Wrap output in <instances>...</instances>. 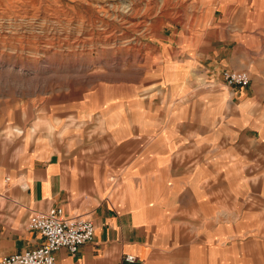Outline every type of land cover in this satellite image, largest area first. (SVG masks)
I'll return each instance as SVG.
<instances>
[{"label": "crops", "instance_id": "obj_1", "mask_svg": "<svg viewBox=\"0 0 264 264\" xmlns=\"http://www.w3.org/2000/svg\"><path fill=\"white\" fill-rule=\"evenodd\" d=\"M179 49L163 45L147 98L104 96L95 150L0 145V260L42 245L29 218L59 207L95 224L59 264H264V99L216 62L201 88V57Z\"/></svg>", "mask_w": 264, "mask_h": 264}, {"label": "rangeland", "instance_id": "obj_2", "mask_svg": "<svg viewBox=\"0 0 264 264\" xmlns=\"http://www.w3.org/2000/svg\"><path fill=\"white\" fill-rule=\"evenodd\" d=\"M163 45L201 57V88L214 87L207 76L216 62L221 74L248 71L246 92L264 99V2L0 0V145L95 150L104 96L147 98Z\"/></svg>", "mask_w": 264, "mask_h": 264}, {"label": "built area", "instance_id": "obj_3", "mask_svg": "<svg viewBox=\"0 0 264 264\" xmlns=\"http://www.w3.org/2000/svg\"><path fill=\"white\" fill-rule=\"evenodd\" d=\"M222 77L227 86L239 88L247 87L252 79L248 71L232 69L224 70ZM27 225L44 237L43 244L6 255L1 258L0 264H59L55 257L57 250L67 248L75 254L95 236V224L91 219L82 215L67 216L59 207L33 213ZM126 260L133 262L136 256L129 254Z\"/></svg>", "mask_w": 264, "mask_h": 264}]
</instances>
